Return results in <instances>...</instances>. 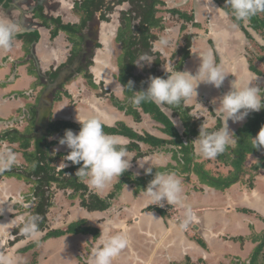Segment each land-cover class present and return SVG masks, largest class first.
<instances>
[{
    "label": "rangeland",
    "instance_id": "1",
    "mask_svg": "<svg viewBox=\"0 0 264 264\" xmlns=\"http://www.w3.org/2000/svg\"><path fill=\"white\" fill-rule=\"evenodd\" d=\"M36 1L37 0H12L10 2V4L6 7L5 11L4 10L0 11V20H9V21H13V22L18 23L20 26L18 33L21 31H25V30H29V31L32 29H38L39 30V31L37 30L40 33V41L38 43V46H37L38 48L36 51V59H37L36 63H38L37 66L40 65V67L46 69V68H49V66H51V64L56 66L59 63H62L63 61H65L64 57L66 56V53L69 49V44L67 42L71 41V39H70V37H68L64 33L59 32L57 38H55L52 41L49 40V37H50L49 31L46 30L45 28H43L41 25L39 26V24H40L39 20L35 19L34 15H33L32 6L34 7V5L36 4ZM42 1L44 3L43 4L44 14L48 15V17L61 19V22L63 24L64 23H75V22H77L79 17H83L84 14H86V16H88L89 20L90 19L94 20L96 18L95 15H91L89 13V11H86L84 8H82L81 10H75L74 5L72 8V3L70 0H65L66 2H62L64 0H62V1L61 0H42ZM59 1H61V2H59ZM170 2L172 3V1H170ZM110 3H111L110 6L106 4L107 8L114 6L115 9H113L111 11L112 13L109 15H108V12L106 10H102L101 17L105 14V18H106L107 22H102V27H103L102 32H101V26H99V29H100L98 31L99 32V39H97V41H100V43H101V40H100L101 35L103 34V32H105V30H107V29H105L106 27H104V26L109 27L114 22V24L116 23L117 27H119V25H120L119 21L120 20L118 17L120 16V13L122 11H126L128 9V4L126 2H119L118 0H112V1H110ZM166 4L168 6L170 5L168 2H166ZM173 6H176V4H173ZM178 6L182 7L179 9H184V8L197 9L194 4H191V5L189 3L186 4V0L180 1ZM224 6H225V4H224ZM219 7H221V6L219 5ZM157 8H159V12L156 14V17L157 18L161 17L160 18L161 19V25H160V28L150 30V32H149L151 35L155 36V40L151 39V41L148 42V44L151 47L150 53L148 55L152 56L154 58V60L159 55L157 57V59L160 60V64H161L160 67H161L162 71H166L168 69L170 61H172L174 65L178 62V60H179L178 50H179V48L184 46V44L186 42L185 35H187V34L192 35V37L195 36V38L192 39V41H191L192 43H191V49H190V51L192 49H195L194 54L199 55L198 58H196L195 55H191V56H193V58H195V60H200L202 54L205 51H207L208 49L212 48L211 50L213 51V53L215 52L214 47H210L206 41L207 35L204 31V29H205L204 27H201V29L197 30L196 28H193V23L186 22V21L182 20L181 18H179L178 16H175V15L168 13L167 11L170 8H166V7L165 8L157 7ZM179 9H177V10H179ZM93 11L96 12L99 10L94 8ZM100 11H101V9H100ZM179 11H181V10H179ZM190 11L191 10H186V11L183 10V12L186 13L187 15H190V13H192V11L191 12ZM227 17L229 20L231 19L233 21V17H231V16H227ZM197 20L199 21V20H203V19L196 18V20H195L196 23H197ZM202 23H204V22L202 21ZM234 23H237V22L234 21ZM134 24H136V22H134ZM242 25L244 27H246L245 30L248 32L249 36H245L239 27H235L236 35L235 34L233 35L232 32L231 31L230 32L233 35V37H236L237 40L234 39V42L230 45L229 48H226V50L223 52V54L225 56L234 55L233 57H237V58L244 57L245 62H249V63L253 64L259 71L262 72V74H264V61L257 59L259 56H264V32H254L253 30H251L249 28L248 22L247 23L242 22ZM51 27H53V26H51ZM117 27H116V29H117ZM181 27H185V28L182 30ZM70 31L72 33L74 32L72 30H70ZM108 31H106V32H108ZM196 31H199V32H196ZM224 31L226 33H228L226 29ZM116 32H117V30L115 31V29H113V33H111V34L115 36ZM71 36L76 39V42H77V40H79V36L77 34H74ZM165 37L169 40V44H168V46L161 48L158 45V41L161 38H165ZM12 43H13L12 44L13 48H11V49L16 48V53H18V55L20 56V54L23 53V51L19 53V51H20L19 46H20V43L22 46V41L18 40V39H14ZM227 43L228 42H225L224 44L227 45ZM196 44L198 46L194 47V45H196ZM104 48H105V50L103 51V55L108 57L107 59H109V61H107V62L109 63L110 66L109 65H106L105 67L101 66V69L104 70L105 76L110 77V75H114L113 77L116 78V77H118L117 76L118 75V69H117V65H116V58L120 55L122 50L120 48V44L114 42V37L108 38L107 45H104L103 47H101V49H99V48L95 49L96 53H94L92 56H91V53L89 51L85 55L84 60L86 62V57H87V61L89 63H92V65L90 66L91 67L90 69L97 67V65L95 63H93L92 60L94 59V56H97V50H102ZM55 53H56V56H55ZM143 54H145V53H143ZM28 56H30V54ZM140 56H138L135 60L136 68L134 71V75H136L140 79L147 80L149 77V73L151 72L152 69H154V62L152 64L144 66V67H138L137 65H138V63H140V61H139ZM90 58H92L91 61H90ZM13 59H14L13 62L15 61L13 63L14 64L13 66H18L19 65L18 61H21L23 58L17 59L15 57H13ZM190 59H191V57H189V59L185 60V64L183 66V68L185 67V70H183V68H182L181 71H190L193 74H195V72L197 71L196 69H194L195 61L193 59H191V60ZM0 61H1V59H0ZM81 61L83 62V60H81ZM2 64H4V62H2ZM2 64H0V88L2 90V93L3 94L5 93V95H8L9 92H11L10 93L11 96L16 95L17 103L18 104L20 103V105L21 104L22 105L19 107V110H16L15 109L16 107L14 105H12V104L6 105L0 100V116H1L0 117V132L6 130V128H8V127H14V128H17L18 131L23 132V129L28 128L29 126L30 127L27 130H31V131L34 130V132H40V131L45 132L46 131L45 128L47 126V122H48V119L50 117L48 115H51L50 120H53V121H55V120L67 121L68 119H69V121L70 120L75 121V119L79 117V114H78V116H75V113H74L77 110L78 113H80L81 115H83L82 113L86 112V113L91 114L92 117H97V118L101 119L104 125H108V126L113 125L114 121L119 119V121H123V122L127 123L126 125L128 127L137 131V133L140 135L148 133V134L156 136V137H162V138L165 137L163 135V133L159 132V129H161L162 127L158 123H155L154 121H152L148 116L139 112L140 117H141V121L135 122L132 117L125 115L123 112L118 111L116 108H114L112 106V103H111L112 99L113 100L116 99L117 101H119L121 103L124 102V100L126 99L125 93L121 94V92H120L119 84L118 85L117 84L111 85V84L107 83V84H105V86H106V89H108V90L104 91L103 87L101 85H100V87H97L96 89L89 87V85H88L89 83L86 81L87 77H89V75H85L87 72L81 73V75L80 74L76 75L75 77L72 78V80L70 82L66 83V85L63 87V89L61 91L62 94L60 95L59 102H56V103L52 102L51 109L48 108L47 114L44 115V110L47 108L46 102L43 101V99H42L41 102L38 104V101L41 98V93H42V90H41L42 83L37 81L38 82V84H37V82H36V78L39 77L38 74H40L39 73L40 67H38L37 70L35 67L34 71H35V74L37 73L36 76H35V74H32V72H31V70L33 68H31V66L28 68V72H29V74L31 72V76L29 75V77L27 78L26 81L28 82L30 89L29 90L28 89L23 90L24 88H19V86L24 82L21 79V76L18 74L16 76L17 79L15 81L14 80L10 81L9 75L15 74V72L14 73L12 72V74L3 73V69H6V65H2ZM5 64L9 65L8 66L9 69H12L11 68L12 62H10V60L7 59ZM31 64L35 66L34 63H31ZM79 66H80V64H78L77 68ZM218 66H220L222 68V70L226 74H228L227 63H223V62L221 63L220 62V65L218 64ZM65 68H67V67H65ZM160 72L161 71L156 69L154 71L153 75L158 76V74ZM71 73H74V72L72 71ZM70 74L67 76V78L70 77ZM248 75H246V76L242 75V77L240 75L239 79H237V77H235V75H232V74L227 75L224 82H223L222 87L219 89L214 88L210 84L199 85L197 88L198 95H197L196 99H195V97L190 98V99L186 100V102L184 101L183 105H192L193 103H205V105H207V106L209 105L208 107L210 108V113L208 112V110L206 111L204 109H202L201 112L199 110V112L196 113L198 117H202L204 119L203 121L208 127L212 126L214 124V122H216L215 118L216 119L219 118L223 122L222 117H220L218 115V109H216L219 106V97H221L222 95H224L225 93H227L230 90L231 84L235 80L238 83H246L248 81V78L249 79L253 78V74L250 73L251 77H247ZM113 77L112 76L110 78L104 77V79L105 78L111 79ZM254 83H256L260 87L264 88V76H260V79L258 81H255ZM116 85L118 86V89H116ZM8 87H10V90H6ZM4 90H6L7 92H4ZM64 92H67V96L64 94ZM25 94H27V95H25ZM47 100H50V99H47ZM32 106H36V109H37V115L35 117V125L36 126L35 125L32 126L31 124H29V121H30V123H32L31 114H30L31 113L30 110H32V108H31ZM95 106H98V108L103 111L101 116L97 115V113L93 109V107H95ZM5 108L7 110H5ZM138 111H140V110H138ZM104 113H106L105 114L106 116H103ZM257 113L258 112H251L242 122L234 123L233 121L229 120L228 125H229L230 130L233 131L235 136H236V131H238L240 129V126H243L248 122V118H250L251 114L256 115ZM166 114L170 116L169 111H167ZM9 116H11L12 118L6 120V118ZM74 116H75V119H74ZM102 116L104 118H102ZM86 118H91V117L85 116V119ZM106 119H109V120L106 121ZM174 120L177 122L176 125L179 126L178 133L181 135L183 133V129L180 126V122H178L176 120V118L173 119V121ZM257 133H256V135H257ZM57 136H58L57 134H53L52 136H50L47 139V142H50V141L56 139ZM115 138L121 140L124 144L127 142L126 139L122 138L121 136H115ZM197 138L196 137L195 138H189V137H187V133H186L185 137L182 139L183 145L188 146L189 145L188 143H190L192 145V148H193V153L191 154L192 157H190L191 158L190 159V165L192 167L196 166L199 170H201L203 167L205 172L210 173L211 177H214L216 179H218L222 175H226L227 172L229 171L230 167H227L225 164H223V162L217 163L213 159H205L200 155L198 148H197V145L194 143V141ZM144 147H145V145L141 144V149H145ZM235 147H236V145L233 147H230L228 149V151H230V152L233 151L235 149ZM56 148H59V151L55 152V154L56 153H62V157L54 158V161L52 163H50V166L53 167V169L56 168V171H58L60 168L64 167V164H67L68 162H70V161L64 160V157L68 154V152L70 150L67 149L66 146H59L58 144H55L50 148L49 156L54 155L53 150ZM9 149L17 154V159H16L15 164L8 171L17 170V171H20L21 173H23L24 175H27V174L30 175L29 173L31 172V170H29V168H28V162L25 160V158L21 154V151L18 150L17 144L9 145L7 142H3V141L0 142V157H2L3 154L5 153V151L9 150ZM185 152H191V149L186 148ZM231 156L233 157V155H231ZM130 157H132V153H129L128 158H130ZM161 157H160V159L162 162H164V164L170 160V154H162ZM255 162H256V159L248 157L246 163H247V165H250L252 163L255 164ZM130 163H131L130 168L127 171H125L118 178V181L114 180L111 183L110 191H115L114 185L117 184L119 181H122V183H121V188H122V184L123 183L126 184V182H124V180H126V179L128 180V178L129 179H137L138 177L139 178L143 177L145 175L144 169L151 167L154 170L156 167H159V165L161 164L157 160V156H154V158L147 157L141 161L140 160H137L135 162L131 161ZM171 164L173 167L174 166L178 167L177 163L175 161H172ZM179 168L180 167H178L176 169L170 168L171 170H169L168 172H175L177 174V176L180 178V180L186 181V184L189 187V191L194 190L195 187L200 189L199 178L194 176L191 173L190 174L181 173L179 171ZM127 173H129L128 177H127ZM252 176H253V180L255 183H256L257 177L261 176V178H262V180L260 182L261 185L258 184V186L259 187L264 186V172L253 173ZM30 177H32V176H30ZM5 178H8V177L0 176V183ZM11 179H13V178H10V180ZM31 179L33 180V178H31ZM244 179L246 180L247 176H245ZM24 181H18V182L24 183V187H23L24 190H22V193H23V195H25V197L23 199H21L19 196L18 198L23 203L27 204L25 200L29 199L30 191H28V190L31 187V185L29 183H27L26 181L25 182ZM84 184L86 185L88 192H92V191H89L90 187L87 186L86 183H84ZM237 185H240L242 188H245V189H250V186H248V183L243 184V185L242 184H237ZM193 186H194V188H193ZM201 186H202L203 190L206 191L207 193H209V194L212 193V195H215L213 191H211L210 189L207 188L208 186L207 187H204L205 185H201ZM134 189H135V187H134ZM2 190H4L3 187H2ZM117 191H119V190H117ZM200 192H201V190H200ZM117 193L118 192H116V194ZM48 194H49V200H50V209L48 210V212L46 214L47 220H48L50 226L53 227V229L59 228L61 230H64V229H66L68 222H70V221H68L70 218V216H69L70 210L69 209L72 210L73 209L72 207H74V206L79 207L80 206V195L75 196L74 198H70L72 191L69 189H67V190L66 189H59L58 186L56 185V183L51 184L49 186ZM216 195L218 198H220L222 200V194L216 193ZM223 195L225 196V198H227L229 196H232L233 192H232V190H230V191L226 190L223 192ZM217 197H216V199H213V201L216 205L210 206L209 207L210 210L223 208V206L219 204V200ZM103 198H104L103 200H105L107 203L109 199H107L105 197H103ZM27 202L30 203L31 208H32L34 202L31 200H27ZM24 205L21 204L20 206H18L19 212H22L23 215L15 213L11 217L12 220L17 219V221L22 222L21 217L24 216L26 214V211H27V209H25ZM152 207L159 208V209L165 211V217L166 216L167 217L174 216L173 212L178 213L175 210L174 205H166L165 204L164 207H157L155 205H152ZM180 211H182V210H180ZM88 224L89 223H87V225ZM72 236H75V235H72ZM41 237H42V234L36 239H30L29 237H28V239L34 241V240H39ZM249 238H250V236L246 237V241H249ZM241 239H243V238L241 237ZM48 240H50V239H47L44 242H46ZM44 242H41V243L35 245L32 250H30L24 254L20 253V255L18 256L19 257L18 264H32L33 261H34L33 264H36V262L40 261V255H41V253H43V250H44V245H43ZM243 242H239V243L242 245ZM245 246L246 245L244 244V246L241 248V251H240L241 256H245V254H246L245 252L242 254L243 250L245 249ZM32 252H35L33 254V256H32ZM263 255H264V252H263ZM75 256H74V260H75ZM35 260H36V262H35ZM68 260L70 261L71 259L68 258ZM55 261H57V260H55ZM187 262H188L187 264H189V260H187ZM66 263H67V261H66ZM182 264H184L183 261H182Z\"/></svg>",
    "mask_w": 264,
    "mask_h": 264
},
{
    "label": "crops",
    "instance_id": "2",
    "mask_svg": "<svg viewBox=\"0 0 264 264\" xmlns=\"http://www.w3.org/2000/svg\"><path fill=\"white\" fill-rule=\"evenodd\" d=\"M170 1H172V3ZM180 1L182 0H163L165 7L170 9L182 8L178 6ZM216 1L217 0H213L215 7L221 8L219 7L220 4L216 3ZM166 2H168L170 5L168 6ZM188 3L190 5L194 4L197 9L184 8L179 10L182 12L183 10H191L192 13H190V15L193 16V28H196L197 30L201 29V27L205 28L204 31L207 35L206 41L209 46L214 47L215 50L213 54L216 64L220 65V62L227 63L228 75H235L237 79H239L240 75L242 77V75L246 76L249 74L247 77H251L250 73H254L250 71V63L245 62L244 57L237 58L233 57L234 55L225 56L223 54L226 48H229L234 42V39H236V37H233L234 34L236 35V29L233 26L234 22L231 19L229 20L227 16H222L217 12L210 11L205 6L206 0H186V4ZM173 4H176V6H173ZM0 11H2V8H0ZM196 18L203 20H197L196 23ZM202 21L204 23H202ZM225 29L228 33L224 31ZM109 32L113 33L111 31ZM104 33L106 35H104ZM110 37L114 36L112 34H107V32H103L100 40L104 43V45H107L108 38ZM194 38L195 36L192 37V39ZM225 42H228L227 45L224 44ZM197 46V44L194 45V47ZM21 47L22 46L20 43L19 53L22 52ZM11 48H13V45ZM11 48L7 50L0 49V64L4 62L2 65H6V69H3V73L12 74V72H15V74L9 75L10 81H15L17 79L16 76L19 74L21 79L24 81L19 86V88H24L23 90H29L30 86L26 81L30 75L28 73V66H13V63L15 62H13V57L17 59L23 58V53L19 56L18 53H16V48ZM104 50H97V52L102 53ZM194 51L195 49L190 51V57L195 61L194 69L198 70L200 60H195V58L191 56L195 55ZM195 57L198 58L199 55L196 54ZM107 58V56L102 54L100 66L99 64H96L98 66L97 69L99 68L100 72H96L94 68L92 69L96 79L105 77L104 70L101 69V66L105 67L106 65H109V63L106 62L109 61ZM7 59L12 62V69H9V65L5 64ZM159 70L164 73L167 78V70L166 72L162 71L161 67ZM183 70H185V67ZM254 75L257 76L256 74ZM106 77L110 78L111 75L110 77ZM108 78H105L107 83L115 85L114 82ZM203 84L204 83H201L200 85ZM6 90H10V87H8ZM6 90H4V92H7ZM10 93L11 92H9V94ZM9 94H3L0 88V100L6 105H14L16 107L15 109L19 110V107L22 104L20 105V103H17L16 95L11 96V94ZM200 104L210 113V108L208 107L209 105L207 106L205 103ZM184 106L191 108L190 115L192 117L198 119L199 121L202 120V130L215 131L222 127L223 122L219 118H215L216 122H214L212 126L208 127L204 123V119L202 117H198L196 114L199 112V110L201 112L203 109L198 103ZM93 109L97 115H102L103 111L99 109L98 106L93 107ZM5 110L7 109L5 108ZM74 113L75 116H78L79 114L80 118L78 117V119H85V116L92 117L91 114L86 112L82 113L83 115H81L76 110ZM105 114L106 113H104L103 116H106ZM103 116L102 118H104ZM10 118L12 117L9 116L6 118V120ZM108 120L109 119H106V121ZM118 120L119 119L116 121ZM67 121H69V119ZM69 122L79 124L77 120H70ZM218 122L220 123V126L216 127ZM198 136L199 134L192 136V138H197ZM144 148L146 149V146ZM162 154L168 153L155 151L152 152V154L138 158V160L141 161L147 157L154 158V156H157V160L161 164L156 168H167L172 162L171 154L170 160L165 164L160 159ZM129 159L133 161V157H130ZM4 180V182L1 181L0 183V264H18V256L20 255L19 251L26 246L28 247L33 242L39 241L46 232H41L42 237L39 240L32 241L26 237L17 242L15 241L17 235H14V230L17 229L21 221H17V219L12 220L11 217L15 213L23 215L22 212H19L18 207L21 204L17 203L16 200L19 199V196L23 198L25 197V195L22 193V190H24V183H19L15 178L11 180L10 178H5ZM261 180V176L257 177L256 183H254V187L252 189H245L237 184L231 186L228 190H232L233 195L227 198H225L223 192L221 193L210 187L204 186L213 191L215 195L216 193L222 194V200L218 198L217 195L215 196L212 195V193L209 194L204 191L201 185V192L197 187L194 188V186V190L189 191L186 181L181 180L185 203L190 206L192 215L194 217V219L183 228L181 225L185 220V208L174 205L175 210L178 211V213H173L174 216L169 217H163L155 210H149V208L152 206L148 205L146 197L141 191L138 194L134 193L135 186L130 182L129 178L128 180L126 179L124 181L126 184L123 183L122 188H120L119 191H110L111 184L105 190L99 192L88 187L90 189L89 191H92L91 193L98 195L102 199H104L103 197L108 199L109 194L113 193L114 195L108 200V206L104 211L89 212L82 209L80 206L72 207V210L69 209L70 218L68 221L70 222H68V224L79 220H85L86 223H89V227L95 228L100 234V228H103L107 222L111 220L112 224L118 227H113L110 234H115L117 231H126L129 244L113 260L112 264H182V261L184 264H187V260H189V264H233V262H247L250 257L249 255L254 248V244H252L250 241H246V237L251 236L253 233L259 234L264 231V186H258V184L261 185ZM124 185L127 186V190L125 189ZM2 187L4 190H2ZM116 192H118V195ZM216 197L219 200V204L222 205L223 208L210 210V206L216 205L213 201V199H216ZM243 209L248 211V213L244 214L239 212V210ZM150 213L153 214L155 219L152 218ZM176 217L180 219L179 222L175 221ZM48 226L50 229H53L49 222ZM97 237L94 238L91 235L77 234L75 236L64 235L59 238H51L50 240L44 242V250L40 255V261L36 262L35 260V262L36 264H88L89 257L91 255V248L95 246L94 239ZM241 237L244 241L242 245L239 243V241L233 240ZM244 244L246 246L242 254L244 252L246 254L245 256H241L240 251ZM32 249L33 248H30V250ZM34 253L35 252H32V256ZM68 258L71 260L69 261Z\"/></svg>",
    "mask_w": 264,
    "mask_h": 264
},
{
    "label": "trees",
    "instance_id": "3",
    "mask_svg": "<svg viewBox=\"0 0 264 264\" xmlns=\"http://www.w3.org/2000/svg\"><path fill=\"white\" fill-rule=\"evenodd\" d=\"M11 1L12 0H0V7L6 8ZM110 1L112 0H75L74 8L75 10H81L84 8L86 11H89L91 15H94L96 12L100 13L99 17L103 21H106L105 15L101 17V11L104 9H111V7L107 8V5L110 6L111 4ZM118 1L126 2L128 4V9L120 13V27L115 39V42L120 44V48L122 50L120 55L116 58V65L118 69V77H116V79L121 85H125L129 80H132L135 85L133 91L146 90L148 86V79H140L134 75L136 68L135 60L143 53H150L151 47L148 42L151 41V39L155 40V36L151 35L149 32L150 30L160 28L161 17H156V14L159 12V8L157 7L163 8L165 7V4L162 0ZM216 3L220 4V6L223 8L225 0H217ZM94 8L99 11L94 12ZM33 10L35 19H38L41 25L47 29H51V37H55L59 32H62L69 37L74 35L76 31H79L80 27L82 29V27H85L86 24L91 21V19L89 20L88 16L84 14L83 17H79L80 27L69 23L63 24L59 18L50 17L47 20L46 16L43 15L41 6H37ZM167 12L178 16L186 22L192 23L193 21L192 15H187L186 13L177 9H169ZM234 21L235 20L233 18V22ZM134 22H136V24H134ZM248 26L254 32H264V14L253 16L248 22ZM238 27L245 36H249L248 32L245 30L246 27L242 25V22H239ZM184 28L185 27H181L182 30ZM70 30L74 32L72 33ZM79 36L80 37L77 42L71 39V41H73L75 44V51L72 53L74 56L82 47V44L79 43L83 41V38L81 35ZM15 38L22 41L21 51H23V59L18 61L19 65H27L28 68L31 66V68H33L31 72L32 74H35V66L31 63H33V45L39 40L38 33L36 31L30 30L29 32H22L18 34ZM185 39L186 42L184 46L178 50L179 60L175 64V69L178 71L182 70L185 60L190 57L192 35H185ZM77 45L78 47L76 49L75 46ZM29 54L30 56H28ZM157 57L154 60V69H152L149 73V77L166 78L165 74L162 72H160L158 76L153 75L154 71L156 69L159 70L158 68L161 65L160 60L157 59ZM257 59L264 61V56H259ZM73 63L74 61L69 58V61L65 67H71ZM89 64L91 63H88V65ZM65 67H60L57 71L53 72L52 78H55ZM249 68L250 71L257 76H264V74H262V72L259 71L253 64L250 63ZM84 72H87V69L84 66L78 67L77 70L74 73H71L70 77L66 79L65 84H62L59 86V88L63 89L66 83L70 82L72 78L75 77V73L79 74ZM36 75L37 73L35 76ZM85 75L89 74L86 73ZM90 78L91 77L89 75L87 80L90 81ZM37 81L39 82L38 77L36 78V82ZM61 94L62 93L60 92V94L54 97V102H59ZM64 94L67 96V92H64ZM125 95L126 99L122 103L116 99H112V106L118 111L123 112L125 115L132 117L135 122L141 121L139 112L144 115H148L155 123H158L162 127L159 129V132L163 133L165 136L164 138L156 137L148 133L140 135L137 133V131L128 127L123 121H117L113 126L104 125L105 133L112 136H121L122 138L126 139L127 142L125 145L127 147V151L128 153H132L134 162L137 161L138 158L152 154V152L155 151L171 154L172 161L177 163V166L180 167L179 171L181 173L193 174L199 178L200 185L208 186L218 192H224L235 184L243 185L248 183V186H250V189H252L255 183L252 174L264 172V151L254 150L250 140V138L255 137L260 128L264 126V109L259 111L256 115L251 114L250 118H248V122L241 126L238 131H236L238 143L236 144V147L233 151L230 152L227 150L224 154H221L213 159L217 163L223 162V164H225L227 167H230L226 175H222L216 179L211 177L210 173L205 172L203 167L201 170H199L196 166L192 167L190 165V157H192L191 154L193 153L192 145L190 143H188V146L182 144V139L185 137L186 133L187 137L192 138V136L199 134L200 128L202 127L201 121L190 115V107L184 106L182 102L179 106L171 108V111H169V116L165 111H161V109L153 103H143L139 107H133L130 103V97L132 93L125 92ZM31 108L32 110H30V114L32 123L29 121V124L33 126L35 125L37 109L36 106H32ZM175 118L178 122H180V126L183 129V133L181 135L178 133L179 126L176 124L174 125L173 119ZM219 126L220 123L218 122L216 127ZM28 128H24L23 132H20L17 128L9 127L6 128V130L0 132V142H7L9 145L17 144L18 150L21 151V154L28 162L29 170H31L29 173L30 175H24L17 170H5L0 172V176L15 178L17 181L25 180L31 185L28 190L30 191V196L27 200L34 202L31 211L40 215L42 218L40 221L41 232H46L45 235L39 241H37L38 243L34 242L28 247L26 246L21 249L19 252L24 253L47 239L59 238L64 235L82 234L91 235L94 238L97 237L99 232L96 229L89 227L85 220H79L74 223H70L67 225L66 229L61 230L50 229L46 217V214L50 209V200L48 194L49 186L54 183H56L59 189L71 190L72 194L70 195V198L80 195V207L86 209L89 212L104 211L108 206V203H106V201L100 198L98 195L88 192L86 185L75 176V172L80 167V165H72L71 162H68V167L58 171H56V168L53 169V167L50 166V163L54 161V158L62 157V153H56L53 156H49L50 148L53 145L58 144V140L63 137L64 131L66 129H71L74 133H78L80 125L69 121H53L49 119L45 128V132H34V130H27ZM53 134H57V138L47 142V139ZM141 144L145 145L146 149H141ZM186 148H190L191 152H185ZM230 154L233 155V157ZM248 157L256 159L255 164L252 163L247 165L246 162ZM178 167H173L171 164L167 168H156L151 174H145L143 177L129 179L130 182L135 186L134 193L138 194L140 191H144L148 183L153 179L155 172H168L172 168L176 169ZM127 176H129V173H127ZM245 176H247L246 180L244 179ZM31 178H33V180ZM121 183L122 181H119L117 184H115V191L120 190ZM199 190H201V188ZM113 195V193L108 195V199L112 198ZM149 210H155L159 215L165 217V212L159 208L150 207ZM239 212L244 214L248 213V211L244 209L239 210ZM22 226L23 223L20 224L16 230H14V235H17L15 238L16 242L27 237L21 230ZM233 240L243 242V239L241 238ZM249 241L254 244V248L248 261L241 263L233 262V264H264V231L259 234H251Z\"/></svg>",
    "mask_w": 264,
    "mask_h": 264
},
{
    "label": "clouds",
    "instance_id": "4",
    "mask_svg": "<svg viewBox=\"0 0 264 264\" xmlns=\"http://www.w3.org/2000/svg\"><path fill=\"white\" fill-rule=\"evenodd\" d=\"M205 6L210 11L217 12L222 16L233 17L237 22L234 23V27H238L239 22L247 23L253 16L264 14V0H225L223 8H216L213 0H206ZM19 27L16 22L0 20V49H10L15 37L22 32H27L25 30L18 33ZM168 44L169 40L166 37L158 41L161 48ZM139 61L137 66L144 67L152 64L154 58L145 53L139 57ZM227 75L216 64L213 51L208 49L202 54L200 65L195 74L190 71L176 70L175 65L170 61L167 78L149 77L146 90L133 91L135 85L132 80H129L125 85H119V87L121 94L132 93L130 103L133 107H139L143 103H153L161 111L167 112L185 100L193 97L196 99L197 88L201 83L210 84L216 89L221 88ZM259 79L260 77L253 74V78L246 83H238L235 80L231 84L230 90L219 97V106L216 109H218V115L223 119L222 127L215 131L200 128L199 136L194 141L203 158L215 159L238 143L234 132L229 128V120L234 123L242 122L251 112H259L264 109V88L254 83ZM111 80L117 84L116 80L112 78ZM117 85L116 87H118ZM198 104L205 109L200 103ZM205 110L207 111V109ZM76 120L80 125L78 133L66 129L63 137L58 140V145L66 146L70 150L64 157L65 161H70L72 165H80L75 176L91 189L98 192L103 191L114 180L118 181V178L130 168L131 160L128 158L127 147L121 140L105 133L101 119L91 117L76 118ZM176 123L174 120V125ZM250 140L254 150L264 151V126ZM57 151L59 148L54 149L53 154ZM16 159L15 152L10 149L6 150L0 157V172L9 170L15 164ZM67 164L69 165V163ZM67 164H64V167H68ZM152 171L153 169L150 167L144 169L146 175L151 174ZM124 187L127 190V186L124 185ZM141 192L146 197L149 206L164 207L166 204L185 208V220L181 225L182 228L194 219L190 206L185 203L182 181L175 172H155L153 179ZM21 199L23 198L21 197ZM24 207L27 211L21 217L22 222L18 227L23 223L22 232L30 239H36L41 235L40 221L42 218L39 214L31 211L29 203ZM150 215L155 219L152 213ZM175 221L179 222L180 219L176 217ZM113 227L118 226H114L111 220L103 228L99 227L100 234L94 239L95 246L91 248L88 264H112L113 260L128 246L129 239L126 231L110 234Z\"/></svg>",
    "mask_w": 264,
    "mask_h": 264
},
{
    "label": "flooded vegetation",
    "instance_id": "5",
    "mask_svg": "<svg viewBox=\"0 0 264 264\" xmlns=\"http://www.w3.org/2000/svg\"><path fill=\"white\" fill-rule=\"evenodd\" d=\"M62 1V0H61ZM61 1H59V2H61ZM71 1V3H72V8H73V5H74V1L75 0H70ZM62 2H66L65 0L64 1H62ZM68 2V1H67ZM43 1L42 0H37L36 1V4L34 5V7L32 6V8L34 9L35 7H37V6H41L42 7V10H43ZM0 8H2V11L4 10H6V8H4V7H0ZM113 9H115V7L114 6H111V9L110 10H106V9H104V10H106L107 12H108V15L109 14H111L112 12V10ZM34 11V10H33ZM121 11V10H120ZM101 13H102V11H101ZM99 14L100 13H95L94 15L96 16V18L94 19V20H91V21H89V23L88 24H86V26L85 27H82V29H81V27L79 26V24H80V21H79V19L77 20V22H75V23H69V24H73V25H77V26H79L80 27V29H79V31H76L75 32V34H77L78 36L79 35H81V37L83 38V41L80 43V44H82L81 46V49L79 50V51H77V53L75 54V56L74 55H72V53L75 51V49H74V43H73V41H68L67 43L69 44V49H68V51H67V53H66V56L64 57L65 58V61H63L62 63H59L58 65H56V66H54V65H52L51 64V66H49V68H42V67H40V65H38L37 66V64L38 63H36L37 62V59H36V51H37V46H38V43H39V41H40V33L38 32L39 30L38 29H32L33 31H36L37 33H38V35H39V40L33 45V63L35 64V67H36V70H37V68L38 67H40V74H38V80H39V82H41L42 83V85H41V90H42V93H41V98L39 99V101H38V104L41 102V100L43 99V101H46L47 103L50 101L51 102V104H52V102H54V97H56L58 94H60V92L62 91V88H59V86L58 87H56L53 91H50L49 92V90H48V85L49 84H52V83H54L55 81H56V79L58 78V75H59V73H61L63 70H61L59 73H58V75L53 79L52 78V75H53V72H55V71H57L60 67H65L66 66V64L68 63V61H69V58H71L72 59V61H74V62H78V64H80V66L79 67H82V66H84L86 69H87V73H89V75H90V81H88V80H86L89 84V87H91V88H97V87H100V85L103 87V90L104 91H107L108 89H106V86H105V84H107V81H106V79H104V77L103 78H100V79H97L96 80V77H95V75H94V73L92 72V69H90L91 67V65H92V63L91 64H89L88 65V61H87V57H86V62H85V60H84V57H85V55L90 51V53H91V56L94 54V53H96L95 52V49H97V48H99V49H101V47H103L104 46V43L103 42H98L97 41V39H99V26H101V24H102V22H103V20L99 17ZM43 15L44 16H46V18H47V20L50 18V17H48V15H46V14H44V11H43ZM105 15V14H104ZM120 17V16H119ZM118 17V18H119ZM39 23H40V21H39ZM64 24H68V23H64ZM41 25V23L39 24V26ZM116 25V26H115ZM43 28H45L46 30H48L49 31V35H50V37H49V40L50 41H52V40H54L55 38H57V36H58V34L55 36V37H51V32H50V28H46V27H44L43 25H41ZM96 26V27H95ZM104 27H106L105 29H107V30H105V32L106 31H111V32H113V29H115V31L117 30V32H118V30H119V27H120V25H119V27H117V24L115 23L114 24V22H113V24L111 25V26H109V27H107V26H104ZM115 27H117V29L115 28ZM102 28L103 27H101V31H102ZM38 30V31H37ZM27 32H29V30H26ZM107 32V34H111L110 32ZM117 32H116V34H115V36H114V42H115V39H116V37H117ZM98 33V34H97ZM104 35H106L105 33H104ZM108 36V35H107ZM70 37V39H73L74 41H76V39L74 38V37H72V36H69ZM80 37V36H79ZM88 43V44H87ZM103 44V45H102ZM77 47H78V45L77 46H75V48L77 49ZM105 49V48H104ZM103 49V50H104ZM80 52V53H79ZM79 53V54H78ZM56 54V53H55ZM103 54V52L102 53H98L97 52V56H94V59L92 60L93 61V63H95V64H99V66H100V64H101V62H100V60H101V55ZM56 56V55H55ZM91 59L92 58H90V61H91ZM81 60H83V62L81 61ZM97 60H99V61H97ZM107 62V61H106ZM98 67V66H97ZM97 67H94V70L96 71V72H98L99 71V68L97 69ZM103 67V66H102ZM108 70V69H107ZM100 72V71H99ZM84 73H86V72H84ZM76 75H81V73H75ZM75 75V76H76ZM104 75V74H103ZM112 77L114 76V75H111ZM106 77V76H105ZM51 78H52V80H51ZM114 78V80L116 79L115 77H113ZM112 78V79H113ZM116 82H117V84H119V85H121L119 82H118V80L116 79ZM40 86V85H39ZM115 87V86H114ZM118 88V87H117ZM116 88V89H117ZM120 88V87H119ZM46 98V99H45ZM47 99H50V100H47ZM56 103V102H55ZM51 109V108H50ZM47 114V109H45L44 110V115H46ZM48 116H50L49 117V119H51V115H48ZM49 119H48V121H49ZM76 120V119H75ZM115 122H117V121H115ZM114 122V123H115ZM119 122V121H118ZM114 123H113V125H114ZM112 125V126H113ZM65 167H62V168H60V169H64ZM59 169V170H60ZM20 198H21V196H20ZM23 198V197H22ZM25 200V199H24ZM26 201V203H28L27 202V200H25ZM16 202L17 203H19V204H25V203H23L20 199H17L16 200ZM18 204V205H19ZM30 204V203H29Z\"/></svg>",
    "mask_w": 264,
    "mask_h": 264
},
{
    "label": "water",
    "instance_id": "6",
    "mask_svg": "<svg viewBox=\"0 0 264 264\" xmlns=\"http://www.w3.org/2000/svg\"><path fill=\"white\" fill-rule=\"evenodd\" d=\"M78 63L74 62L73 65L71 67H67L65 68L61 73H59L58 78L56 79V81L52 84L48 85V90L53 91L56 87L60 86L61 84L65 83L67 76L73 71L75 72L77 69ZM46 102V101H45ZM47 104V108L46 109H50L51 108V102L49 101Z\"/></svg>",
    "mask_w": 264,
    "mask_h": 264
},
{
    "label": "bare ground",
    "instance_id": "7",
    "mask_svg": "<svg viewBox=\"0 0 264 264\" xmlns=\"http://www.w3.org/2000/svg\"><path fill=\"white\" fill-rule=\"evenodd\" d=\"M116 28V27H115ZM107 40V39H106Z\"/></svg>",
    "mask_w": 264,
    "mask_h": 264
}]
</instances>
